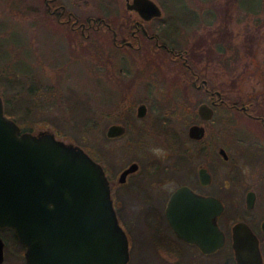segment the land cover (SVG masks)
<instances>
[{
  "label": "rangeland",
  "instance_id": "rangeland-1",
  "mask_svg": "<svg viewBox=\"0 0 264 264\" xmlns=\"http://www.w3.org/2000/svg\"><path fill=\"white\" fill-rule=\"evenodd\" d=\"M154 1L162 9V19L148 24H167L172 12L181 15L184 9L195 13V21L176 24L179 26L178 40L181 44L177 46L191 47L194 53L205 56L206 61L197 63V68H206L211 83L222 85L230 101L252 100L258 104L263 103V106L258 107H264V6L258 10L259 0ZM100 2L102 1L96 0L90 5L83 1L80 7L89 8L90 11L94 10L92 6L101 9ZM67 3L71 8L80 10L72 3ZM33 5L43 10L40 0H0V95L5 100L9 98L7 94H12L16 98L12 102L16 107L30 104L29 116H18L17 123L21 129L33 133L51 131L57 138L81 146L111 172L125 164L128 158L140 157L144 150L148 151L147 159L155 157L152 149L161 148L158 141L144 142L141 146L135 144L139 152L129 153L123 152V147L130 141L123 138L110 141L105 136V129L112 119L105 115L111 110L108 107L107 89L112 88L113 84L119 85L114 80L115 76L124 82L128 74L143 70L146 76L141 84L150 81L153 87L149 91L150 95L146 93L151 97L146 100L151 110L148 119L157 114L155 100H163L162 94L168 84L159 76L152 77V74H158L153 70L160 68L150 64L153 62L147 59V55L154 53L141 50L136 53L138 58H135L134 55L130 56L135 51L128 48L116 50L107 39L85 40L76 33L70 36L63 28L59 29L55 24L42 21L40 13L32 14ZM127 14L129 15L125 1L114 0L115 20L126 17ZM249 35H253L255 39L248 42ZM202 36L206 38V43L199 46L196 42ZM149 44L147 42V47ZM224 44H229L230 47L223 52ZM108 74L115 76L109 77ZM8 78L13 80L12 86L8 85ZM141 87L136 88L139 94L146 92ZM81 93L85 94L81 96ZM133 99L135 97L131 95V100ZM10 105L11 102H8L7 108ZM19 109L18 114L24 113ZM10 111L16 115V111ZM5 114L11 118L8 113ZM241 116L233 113L227 115L232 120L226 124L219 115H215L212 122L207 124V131L212 135V159L224 168L228 187L223 216L228 238L223 249L210 258L212 263L224 260L233 263L229 228L234 221L240 219L256 227L264 254V231L258 228L264 220V150L258 148L262 143L257 142L255 137L249 139L250 147L238 140H231L235 138L231 133L232 126L239 125L238 127L246 130L248 125V136L252 135L253 131L250 130L254 126L253 122L244 116V119L239 120ZM187 125L180 122L179 117L180 130H186ZM132 144L133 141L130 145ZM218 144L227 147L230 154L228 161L217 154ZM113 146L114 151L110 150ZM254 154L258 155L254 157ZM199 161L205 162L203 159ZM249 189L257 192L252 209H247L245 205V192ZM12 244L8 241V245ZM11 248L7 249L3 264H23L24 259L20 255L15 256L10 252L15 251L16 246Z\"/></svg>",
  "mask_w": 264,
  "mask_h": 264
},
{
  "label": "flooded vegetation",
  "instance_id": "flooded-vegetation-1",
  "mask_svg": "<svg viewBox=\"0 0 264 264\" xmlns=\"http://www.w3.org/2000/svg\"><path fill=\"white\" fill-rule=\"evenodd\" d=\"M83 1L93 5L96 0H40L43 10L33 5L32 14H41L42 21L46 24H55L59 29L63 28L70 36L76 33L85 40L107 39L116 50L128 48L135 51V54L130 53V56L134 55L135 58H138L136 53L141 50L152 51L154 54L147 55V59L153 62L150 64L160 67L153 70L158 74H152V77L159 76L168 84L162 94L163 100H155V105L158 107L157 114L149 120L151 110L146 100L151 98L147 95H150L149 91L153 87L150 81L141 84L146 76L143 70L128 74L124 82L115 75L108 74L109 77L115 76L114 80H117L119 85L113 84L112 88L107 89L108 107L111 110L105 115L112 119L105 129L106 138L110 141L121 138L130 141L123 147V152H139L135 144L141 146L142 143L151 140L160 142V149L163 150V155L149 159H147L148 151L144 150L140 157L128 158L125 164L113 172L103 167L117 222L128 241L129 257L125 264H231L228 260L221 263L210 261L214 254L223 249L228 238V232L223 225L228 187L224 168L212 159V135L207 131V124L212 122L215 115H219L221 121L227 124L231 119H228L227 115L241 114L253 122L254 126L250 130L253 131L252 135L248 136L250 129L248 125L245 130L238 127L239 125L233 127L230 123L231 133L235 136L231 140H238L250 147L249 139L255 137L257 142L262 143L258 148L263 151L264 107H258V105L263 106V103L258 104L252 100L230 102L225 88L211 83L206 68H197V63L206 61L204 55L194 53L191 47L177 46L180 44L179 31L177 36H171L168 24H148L153 18L144 20L135 10L127 8L126 0H124L125 8L129 15L117 21L114 16V0H98L102 1L100 2L102 8L92 6L94 9L92 11L80 7ZM67 2L80 10L71 8ZM47 27L51 28V26ZM147 42L150 43L148 47ZM155 50H160L161 53ZM78 51L80 52L79 48ZM141 86L146 90L143 94L136 91V88ZM135 93L138 94L134 95ZM131 95L135 99L131 100ZM201 104L212 110L209 119L203 118L200 114ZM179 117L180 122L188 124L186 130H180L178 127ZM114 125H120L122 130L112 128L109 133L108 130ZM194 125L202 127L203 133L198 136L192 135L190 128ZM131 141H133L132 145H130ZM114 148L115 146L110 150L114 151ZM217 154L224 161L230 159L228 149L224 145H217ZM257 155L254 154V157ZM200 159L205 162L199 161ZM178 190H180V207L176 208L172 203V197ZM249 191L255 193V205L257 192L253 189L245 192V205ZM193 193L198 197L217 198L223 205L216 223L226 238L224 245L215 251L207 252L199 243L189 239L197 231L193 214L189 216L198 208L194 206V199L190 197ZM262 221L258 228L262 229ZM233 223L229 228V236L232 264H236L231 245ZM248 224L257 235L256 227ZM3 232H6L7 236ZM0 237L4 243L0 264L5 260L7 249L15 246L17 249L10 252L15 256L20 255L24 259L23 264H28L25 255L26 246L18 242L11 228L0 227ZM8 241L13 244L8 245ZM262 255L264 259L263 252Z\"/></svg>",
  "mask_w": 264,
  "mask_h": 264
},
{
  "label": "water",
  "instance_id": "water-1",
  "mask_svg": "<svg viewBox=\"0 0 264 264\" xmlns=\"http://www.w3.org/2000/svg\"><path fill=\"white\" fill-rule=\"evenodd\" d=\"M126 6L144 20L162 15L154 0H126ZM199 112L209 119L212 110L201 104ZM112 128L122 130L114 125L109 133ZM190 133L198 136L203 128L194 125ZM180 190L172 197L176 208L180 207ZM190 197L198 208L189 215L193 214L197 229L189 239L207 252L221 248L226 237L216 219L222 203L194 193ZM254 200L255 193L249 191L247 208L253 207ZM0 227L11 228L26 246L28 264H125L129 257L103 166L81 146L51 131L22 130L4 113L1 95ZM3 244L0 237V261ZM231 245L236 264H263L260 240L247 222L233 223Z\"/></svg>",
  "mask_w": 264,
  "mask_h": 264
},
{
  "label": "trees",
  "instance_id": "trees-1",
  "mask_svg": "<svg viewBox=\"0 0 264 264\" xmlns=\"http://www.w3.org/2000/svg\"><path fill=\"white\" fill-rule=\"evenodd\" d=\"M263 6H264V0H259V9L258 10H261L262 8H263ZM257 13H258V11H257ZM169 18V21H168V30H169V32H171V36H173V35H176L177 36V34H178V29H179V26L178 25H176V24H186V23H188L190 20H192V21H195V18H196V14L194 13L193 14V12H190V11H188V10H186L185 11V9H184V11L181 13V15L180 14H177V13H175V12H172L171 14H170V16L168 17ZM159 19H162V16H160V17H155V18H153L152 19V21L154 22V21H156V20H159ZM182 20H183V22H182ZM151 21V22H152ZM186 22V23H185ZM253 39H255L254 38V36L253 35H249V36H247V40H248V42L249 41H251V40H253ZM211 41V40H210ZM205 43H206V38L204 37V36H202V37H200V39H198L197 40V42H196V44L197 45H199V46H203V45H205ZM212 43V42H211ZM210 45V44H209ZM247 45V44H246ZM230 47V45L229 44H224V46L222 47V50H223V52L224 51H226V49H228ZM247 47H249V46H247ZM246 47V49H248ZM211 52V51H210ZM252 53H254V51H251ZM40 79V78H39ZM7 81H8V85L9 86H12L11 85V83L13 82V80H11L10 78H8L7 79ZM18 81V80H17ZM19 82V81H18ZM20 83L21 84H23V81L22 80H20ZM14 84V83H13ZM29 88V87H28ZM83 94H85V93H81V96H83ZM8 96H9V98H7V99H3V102H4V113L6 112V113H8V115L9 116H11V118L12 119H14L16 122H18V116L19 117H21L22 116V118H24L23 116H29V111L31 110V107H30V104L29 105H27V106H21V105H17V107L15 106L16 104H13L12 102H13V99H14V101L16 100V98H14V96L12 95V94H7ZM87 96H89L88 94H87ZM227 98H229V97H227ZM22 100H25L24 98H21ZM30 100V99H29ZM229 101H230V99H228ZM240 102L241 100L240 99H235V100H232V101H230V102ZM8 102L10 103L11 102V105H10V107H8L7 108V104H8ZM18 108H20L19 110L22 112H24V113H17V112H19L18 111ZM10 109L12 110V112H14V111H16V115H14V114H12L11 113V111H10ZM91 117V116H90ZM84 123V122H83ZM86 123H88L87 121H86ZM78 124H81V122H79Z\"/></svg>",
  "mask_w": 264,
  "mask_h": 264
},
{
  "label": "clouds",
  "instance_id": "clouds-1",
  "mask_svg": "<svg viewBox=\"0 0 264 264\" xmlns=\"http://www.w3.org/2000/svg\"><path fill=\"white\" fill-rule=\"evenodd\" d=\"M152 151H153L154 155H157V156L163 155V150L162 149L154 148V149H152Z\"/></svg>",
  "mask_w": 264,
  "mask_h": 264
}]
</instances>
